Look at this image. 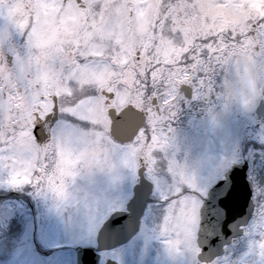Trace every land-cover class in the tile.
Listing matches in <instances>:
<instances>
[{
  "label": "snow or ice",
  "instance_id": "obj_1",
  "mask_svg": "<svg viewBox=\"0 0 264 264\" xmlns=\"http://www.w3.org/2000/svg\"><path fill=\"white\" fill-rule=\"evenodd\" d=\"M185 86L193 101L219 103L208 109L214 131L233 105L247 116L234 139L195 158L174 126ZM257 158L264 4L0 0V191L43 203L76 253L38 260L22 248L19 264H124L109 224L125 218L169 264H264V184L252 164V208L237 223L238 171ZM14 207L0 204V226Z\"/></svg>",
  "mask_w": 264,
  "mask_h": 264
},
{
  "label": "flooded vegetation",
  "instance_id": "obj_2",
  "mask_svg": "<svg viewBox=\"0 0 264 264\" xmlns=\"http://www.w3.org/2000/svg\"><path fill=\"white\" fill-rule=\"evenodd\" d=\"M181 91L182 95L187 101H189V103H185L181 106L177 117L175 118L174 126L177 130V138L179 142L190 152L192 156V150L197 149L196 145L198 131L200 129H207L210 125L208 122V109L213 105H215L214 111L216 112H222V109L219 103L215 100H213L211 103L206 101H193V90L188 86L183 87ZM225 114L227 113H224L223 115ZM226 116L224 122L222 121V126L217 128L218 130L227 129L228 131L229 121H227ZM236 118L237 132L235 131L234 138L240 131H242L247 116L240 109L236 115ZM234 125L236 128V123ZM225 134L228 136L227 133ZM250 164H252V166L256 169L258 182L264 184V162H262L260 158H257L254 162L246 160L242 166L246 177ZM16 193L17 197L14 195L15 192L0 193V203L1 201H3V203H10L12 201L15 202L14 216L12 217L10 225L7 227L0 226V245L3 246V251L0 252V264H19L16 254L18 250H20L21 244L23 242L31 246L29 249L37 254L38 260H46L50 256L63 257L67 259L66 256L69 255H73L72 260H74L76 253L73 247H70L69 245L65 247L60 246L63 244L65 245L66 243L52 244L53 237L51 235L53 231H56L58 234H60L59 228H62L63 232L65 233L64 228L59 220L47 211L43 203L38 202L31 197L24 196L18 192ZM252 198L253 188L251 199ZM142 227L143 224H141L139 232L132 238V240L123 246L117 247V251L123 252L126 248L128 249V245L133 243L138 238H142L144 241V237L140 234ZM27 228H29L31 232L29 233L30 235L25 236L24 229ZM56 238L60 237L57 236ZM34 244L35 247L33 248L32 246ZM46 244H49V247ZM155 249L156 247L152 248L151 251L154 252ZM60 251L64 252H61L60 254Z\"/></svg>",
  "mask_w": 264,
  "mask_h": 264
},
{
  "label": "rangeland",
  "instance_id": "obj_3",
  "mask_svg": "<svg viewBox=\"0 0 264 264\" xmlns=\"http://www.w3.org/2000/svg\"><path fill=\"white\" fill-rule=\"evenodd\" d=\"M261 4H264V0H255V7L257 10L260 9ZM240 108L236 105L231 106L227 114L220 116V125L222 126V121L224 122L225 116L227 117V121H229V127L228 131L227 129H216L215 131L212 129V127L209 125L207 129H200L197 134V145L195 150H192L193 154L192 157H198L202 155L209 154L211 151L215 150L219 146V142L222 138L226 136L225 133H227L228 138H234L235 131L237 132V118L236 115L239 112ZM236 123V128L235 124ZM0 193H4L3 191H0ZM0 204H3V201H1ZM9 204H15L14 201L10 202ZM60 234H58L56 231H53L52 237H53V243L52 244H63L66 243L67 245L71 246V242L68 239L66 233L63 232L62 228H59ZM62 230V232H61ZM25 236L30 235L29 233L31 230L29 228L24 229ZM23 235V236H24ZM50 235V234H49ZM60 238H56V237ZM63 236V237H62ZM67 239V240H66ZM50 244V243H49ZM49 244H46L49 247ZM160 244L155 242H149L145 244L142 238L136 239L133 243L128 245V249L126 248L123 253V260L124 264H169L167 257L165 256V253L160 246ZM29 249L31 248L30 245H27L26 243L21 244V248ZM156 247L155 251L152 252L151 249ZM60 251L59 253L61 254ZM65 256L64 254H62ZM67 260L71 261L73 258L72 256H66Z\"/></svg>",
  "mask_w": 264,
  "mask_h": 264
},
{
  "label": "water",
  "instance_id": "obj_4",
  "mask_svg": "<svg viewBox=\"0 0 264 264\" xmlns=\"http://www.w3.org/2000/svg\"><path fill=\"white\" fill-rule=\"evenodd\" d=\"M239 177V184H240V191H241V198H240V208H239V216L237 217V223H240L241 218L247 217L251 211L252 204L250 202V188L248 187L245 178L244 172L239 170L238 171ZM133 220L125 218V220L117 221L116 223L109 224V230L113 233L117 234L118 243L116 240H113L111 243L116 246L124 244L128 242L134 234L138 231L139 226L136 227L135 231L132 230ZM235 235V226L232 230H229L223 236V243L230 242Z\"/></svg>",
  "mask_w": 264,
  "mask_h": 264
}]
</instances>
